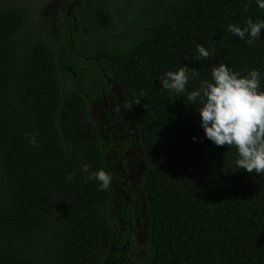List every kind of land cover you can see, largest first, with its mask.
<instances>
[{"label":"trees","instance_id":"16d2710c","mask_svg":"<svg viewBox=\"0 0 264 264\" xmlns=\"http://www.w3.org/2000/svg\"><path fill=\"white\" fill-rule=\"evenodd\" d=\"M72 16L62 12L61 34L49 37L27 6L0 7V264H106L129 240L145 264H264V173L239 169L235 146L208 140L201 99L187 100L218 64L242 77L257 70L264 91V29L251 46L228 31L264 20V9L257 0H77ZM185 65V92L163 89L160 78ZM108 81L132 108L144 167L135 189L117 180L90 114ZM84 164L108 172L110 187L87 180Z\"/></svg>","mask_w":264,"mask_h":264},{"label":"clouds","instance_id":"9594fccd","mask_svg":"<svg viewBox=\"0 0 264 264\" xmlns=\"http://www.w3.org/2000/svg\"><path fill=\"white\" fill-rule=\"evenodd\" d=\"M259 8L264 9V0H257ZM264 29V20L254 22L249 18L246 27L241 29L236 24L228 25V31L240 39H247L248 45H254ZM200 56L208 58L210 53L202 45L197 46ZM212 82L202 81L200 88L191 91L187 100L195 102L199 97L202 106L196 109L201 118V127L205 136L216 146H235L238 152L236 165L248 173H264V91H260V73L253 69L246 76L232 71L226 64L214 65L211 69ZM193 78L196 69H191ZM189 68L185 65L178 71H168L160 78L163 89L183 93L189 82ZM141 95H144L141 92ZM140 102L137 101V104ZM125 110L131 106L125 102ZM144 107L147 109V105ZM33 146H38L35 135L25 133ZM196 140V137H193ZM81 170L89 173L87 180L95 179L102 190H107L112 183V176L105 170L89 172L87 164ZM75 173L68 176L74 178Z\"/></svg>","mask_w":264,"mask_h":264},{"label":"flooded vegetation","instance_id":"af4514ba","mask_svg":"<svg viewBox=\"0 0 264 264\" xmlns=\"http://www.w3.org/2000/svg\"><path fill=\"white\" fill-rule=\"evenodd\" d=\"M77 0H61L62 7L60 11H57V14H62L64 12L68 17H70L73 21L75 18L72 16V10L75 8ZM58 20V18H57ZM108 88L107 93H102L100 98L94 99L90 105L98 104L102 106L106 112L105 117L108 118V123H110L111 133L113 130H116V134H114V143L112 147H110L112 156L114 158L115 163L119 166V171L121 174L127 176V172H125L124 166V159L126 154L134 148L135 146V123L133 121L132 115L129 113L128 110H125L123 105L125 100L123 98L122 91L120 87L116 83H111L108 81ZM107 98H109V104H107ZM105 112L102 111V115H105ZM126 116L130 120H126ZM132 118V120H131ZM101 131V130H100ZM102 133V131H101ZM119 134V136H118ZM103 136V134H102ZM104 137V136H103ZM107 141V140H106ZM108 143V141H107ZM124 150V151H123ZM126 150V152H125ZM111 155V154H110ZM143 169V168H142ZM117 180H122V178L115 174ZM125 180V179H124ZM127 180L123 181L122 185H126ZM124 194V193H123ZM130 225V222L128 223ZM136 229L140 230L135 227ZM129 232L133 233L131 227H129ZM134 236L136 240L140 243L143 241V238L140 237V232H134ZM130 240L126 241L124 245L117 247L112 250V257L108 259L106 264H145V261L140 259L139 255H143V251L131 248L130 247Z\"/></svg>","mask_w":264,"mask_h":264},{"label":"rangeland","instance_id":"374dc122","mask_svg":"<svg viewBox=\"0 0 264 264\" xmlns=\"http://www.w3.org/2000/svg\"><path fill=\"white\" fill-rule=\"evenodd\" d=\"M11 5H25L30 9V12L32 13V16L34 19L38 21L39 25H47L51 31V34L47 31L44 34L46 36L52 37L54 34H61L60 29L58 26V20L59 14H57V11H60L63 4H61V0H0V7L4 6H11ZM59 51L63 52L64 54L67 52L65 48L60 47ZM107 104H109V98H107ZM102 111L105 112L102 103L101 106L98 104H93L90 106V114L94 121V123L97 125V127L102 131V134L104 138L108 141V145L112 147L114 143V134H116V130H113V133H111V127L110 123H108V118L105 117V115H102ZM126 120H130V117L128 118L125 114ZM133 118V117H132ZM131 118V120H132ZM119 136V134H118ZM111 150V149H110ZM109 150V151H110ZM108 151L109 158V164L112 167L114 174H116L118 177L120 176L122 179L127 180L128 184L131 185L132 189H135L137 181L139 179V176L143 172V162L141 161V153L138 148H134L133 150L128 152L126 154V157L124 159V170L127 172V176L121 174L119 171V166L117 163H115L114 158L112 156V153ZM112 151V150H111ZM124 151V150H123ZM143 168V169H142ZM146 226V220L144 217H140L137 220V227L141 230ZM140 232V237L143 238ZM140 255V259H141Z\"/></svg>","mask_w":264,"mask_h":264}]
</instances>
